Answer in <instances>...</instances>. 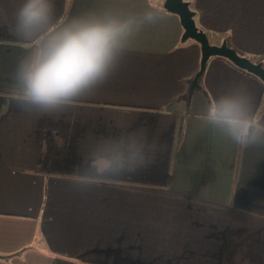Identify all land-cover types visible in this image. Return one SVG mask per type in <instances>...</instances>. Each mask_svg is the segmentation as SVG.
<instances>
[{
	"label": "crops",
	"instance_id": "crops-1",
	"mask_svg": "<svg viewBox=\"0 0 264 264\" xmlns=\"http://www.w3.org/2000/svg\"><path fill=\"white\" fill-rule=\"evenodd\" d=\"M165 0H0V264H264V83L201 48ZM212 45L264 66V0H184ZM83 21L126 26L109 80L73 104L24 97L22 66ZM253 122L242 145L213 106Z\"/></svg>",
	"mask_w": 264,
	"mask_h": 264
},
{
	"label": "clouds",
	"instance_id": "clouds-1",
	"mask_svg": "<svg viewBox=\"0 0 264 264\" xmlns=\"http://www.w3.org/2000/svg\"><path fill=\"white\" fill-rule=\"evenodd\" d=\"M48 0H24L17 9L19 29L28 32L48 19ZM125 25L83 21L71 25L38 47L22 66L20 84L24 97L45 109L71 105L89 90L103 86L110 76ZM237 106L226 102L213 106L214 121L229 126L242 145L255 142L253 122L238 118ZM264 127V126H261Z\"/></svg>",
	"mask_w": 264,
	"mask_h": 264
},
{
	"label": "water",
	"instance_id": "water-1",
	"mask_svg": "<svg viewBox=\"0 0 264 264\" xmlns=\"http://www.w3.org/2000/svg\"><path fill=\"white\" fill-rule=\"evenodd\" d=\"M163 7L170 13L179 16L184 33L182 42L188 40L196 41L201 48L200 70L196 74L191 88L198 87L200 77L203 75L208 61L213 57H221L230 61L237 68L244 70L264 83V66L263 63H255L250 59L239 55L233 48L229 47L227 42L220 46L212 45L205 32L200 30L195 22V12L191 9L190 4L184 0H165Z\"/></svg>",
	"mask_w": 264,
	"mask_h": 264
},
{
	"label": "trees",
	"instance_id": "trees-1",
	"mask_svg": "<svg viewBox=\"0 0 264 264\" xmlns=\"http://www.w3.org/2000/svg\"><path fill=\"white\" fill-rule=\"evenodd\" d=\"M263 113H264V97L256 110L254 120L258 121Z\"/></svg>",
	"mask_w": 264,
	"mask_h": 264
}]
</instances>
